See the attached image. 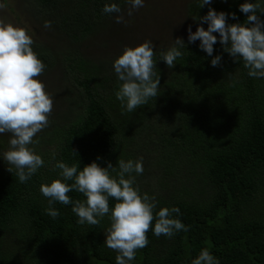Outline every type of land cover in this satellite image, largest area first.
I'll return each instance as SVG.
<instances>
[{
  "label": "trees",
  "instance_id": "trees-1",
  "mask_svg": "<svg viewBox=\"0 0 264 264\" xmlns=\"http://www.w3.org/2000/svg\"><path fill=\"white\" fill-rule=\"evenodd\" d=\"M245 2L255 0H212L202 8L200 0H189L187 19L195 31L207 30L197 19L212 8L227 13L229 24H243L247 16L239 8ZM112 3L130 18L127 0H22L19 6L46 42L34 40L32 48L46 65L38 79L51 87L54 109L49 126L34 137L38 143L29 146L45 164L26 183L7 170L3 153L11 134H0V264H116L117 253L105 245L110 214L98 225H81L73 205L57 202L60 216L53 219L40 187L62 179L54 167L60 161L83 170L93 162L116 167L118 159L141 157V194L156 197V212L178 207L175 218L189 230L172 238L150 230L148 245L131 264H191L204 248L219 264H264V78L249 77L243 61L234 62L219 42L208 56L199 40L190 44L187 36L174 68L160 59L169 48L154 50L158 95L128 112L116 98L122 82L113 63L125 47L139 45L126 42L116 14L102 12ZM45 21L51 28H44ZM106 39L119 48L112 57L99 51ZM87 40L96 48L85 54ZM216 56L221 64L213 67ZM63 104L69 108L58 109ZM68 195L86 199L75 191ZM109 203L112 208L116 201Z\"/></svg>",
  "mask_w": 264,
  "mask_h": 264
},
{
  "label": "clouds",
  "instance_id": "clouds-1",
  "mask_svg": "<svg viewBox=\"0 0 264 264\" xmlns=\"http://www.w3.org/2000/svg\"><path fill=\"white\" fill-rule=\"evenodd\" d=\"M127 3L129 17L134 10L144 6V0H127ZM211 3L212 0H200L199 7ZM4 8L6 4L0 3V9ZM239 10L247 16V20L243 24H229L227 13L209 8L206 16L194 18L201 25L207 23V30L200 26L193 33L189 26L188 42L194 44L199 40L200 49L208 56H212L214 45L219 42L234 62L243 61L249 77L264 78V20L260 18L264 14V0L245 2ZM102 12L116 14L115 22L127 25L123 10L116 3L105 4ZM231 18L238 19L235 13ZM44 28H51V22L45 21ZM214 33L219 34V41ZM33 44L27 29L0 20V134H11L9 150L3 153V158L9 165L7 170L12 173L15 170L20 183H26L45 164L43 158L29 146L38 143L34 137L49 126L54 107L46 85L38 79L46 65L34 52ZM155 47L150 40L134 48L125 47L123 54L113 63L115 74L122 82L116 98L121 102V108L128 112L146 105L158 95L160 77L155 71ZM186 47L184 40L177 38L168 50L160 53V59L168 68H174L177 59L183 56L181 49ZM221 60V56H216L211 65L217 67ZM52 158L55 159V154ZM54 167L60 170L62 179L40 187L41 194L48 199L46 214L53 219L60 216L54 207L57 202L73 205L72 212L81 225H98L110 214L105 245L117 253L116 264H131L137 251L148 245L147 233L150 230L156 237L163 235L167 238L189 230L179 218H175L180 215L178 207H165L156 212V197L141 194L136 186V176L144 172L142 157L127 161L118 159L116 167L111 162L107 167L93 162L80 170L79 164L69 166L62 161ZM68 181L73 182L69 184ZM73 191L83 194L86 199L74 201L68 195ZM110 199L116 201L112 208ZM191 264H219V260L204 248Z\"/></svg>",
  "mask_w": 264,
  "mask_h": 264
},
{
  "label": "rangeland",
  "instance_id": "rangeland-1",
  "mask_svg": "<svg viewBox=\"0 0 264 264\" xmlns=\"http://www.w3.org/2000/svg\"><path fill=\"white\" fill-rule=\"evenodd\" d=\"M188 2L189 0H144V6L134 10V14L126 20L127 25L122 27L123 31L128 32L125 38L126 42H137V45H141L143 42L150 40L156 45L154 50L162 51L170 48L175 39L187 37L189 35V26H191L194 33L196 26L193 21H188L186 15ZM0 3L6 4V8L0 9V20L25 28L33 41L46 43L42 37L35 35L33 25L23 20L22 8L19 7L22 4V0H0ZM101 43L102 48H99V51L106 52V54H102L103 57L107 55L112 57L119 50L116 43L112 42V39H106ZM86 46L88 47L84 50L85 54L96 48L91 47L88 40L86 41ZM50 89L51 87L47 90ZM77 92L78 89L75 87L72 96L75 97ZM66 108H69L68 105L63 104L58 109ZM151 175V172L147 174L149 177ZM148 182L151 183L150 179ZM146 187L148 191L152 190V185Z\"/></svg>",
  "mask_w": 264,
  "mask_h": 264
}]
</instances>
